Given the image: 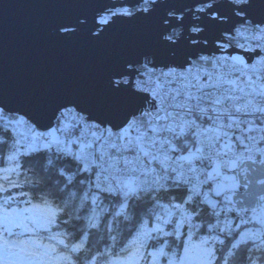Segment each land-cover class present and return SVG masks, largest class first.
<instances>
[{"label":"snow or ice","instance_id":"snow-or-ice-1","mask_svg":"<svg viewBox=\"0 0 264 264\" xmlns=\"http://www.w3.org/2000/svg\"><path fill=\"white\" fill-rule=\"evenodd\" d=\"M134 2L146 7L109 15L157 14L159 0ZM196 3L167 11L151 48L111 66L94 94L0 91V264H229L236 255L242 237L218 228L227 193L217 184L238 154L264 155L255 135L264 132V0ZM86 21L65 17L57 32L107 38ZM21 121L33 131L26 151ZM26 172L36 179L14 182ZM197 230L207 235L193 243ZM243 243V264H264V247Z\"/></svg>","mask_w":264,"mask_h":264},{"label":"water","instance_id":"water-1","mask_svg":"<svg viewBox=\"0 0 264 264\" xmlns=\"http://www.w3.org/2000/svg\"><path fill=\"white\" fill-rule=\"evenodd\" d=\"M139 5L134 0H0V91L21 100L76 90L94 94L106 83L111 66L151 48L167 11L187 13L203 6L196 0H159L157 14L151 18L112 17L110 26L98 21L103 12ZM196 15L193 11L186 16L184 24L195 26ZM76 16H86L87 27L107 38L93 41L84 29L76 40H64L57 32L58 23ZM216 34L213 30L204 35L211 40ZM18 106L28 110L26 104ZM236 176L230 186L233 204L245 210L259 208L264 197V161H241Z\"/></svg>","mask_w":264,"mask_h":264},{"label":"trees","instance_id":"trees-1","mask_svg":"<svg viewBox=\"0 0 264 264\" xmlns=\"http://www.w3.org/2000/svg\"><path fill=\"white\" fill-rule=\"evenodd\" d=\"M141 6H146V5H141ZM131 12H134V9L130 8L128 9ZM26 147L22 148L21 151H26L27 150V146H29L30 144L28 143H23ZM9 167H11V165H9ZM7 175V173H6ZM18 179L19 183L24 184L26 181H31L33 179H36V177H34L31 172H26V174L24 176L18 177V178H14V182H16V180ZM240 189H242V187H240ZM25 191H27V189H24ZM231 193V191L229 192ZM222 200V199H221ZM264 200V197H261V201ZM229 201L231 202L229 204ZM228 209L231 210H235V215L232 214V211H229ZM257 210V209H255ZM217 212H223L222 215L219 216L220 219V224L218 225V228H222L224 230H231V232L233 233H237L239 232L242 235V231L248 227L249 223H244L242 222V219L244 221L245 217L250 215L251 212H253L254 210H245L242 209L241 207H237L233 204V202L231 201V198L228 201H222L219 203V207L216 209ZM203 221H198L197 223H202ZM213 223H215V221H213ZM244 223V224H243ZM151 226V225H150ZM170 230V229H169ZM187 229H183L182 231H186ZM198 235H207L206 232H200L199 230H197L194 233L193 236V242L198 243L199 241L197 240V236ZM241 235L239 237H237V239H240ZM40 239L47 244L53 243L50 242L47 238H46V234H41ZM182 239L186 240L187 237H182ZM243 242H247L248 245L251 244H255V246L257 247H264V232L262 233V237H260L259 239H252V238H245L242 240V244L239 248V251L236 253V255L234 257H231L229 260V264H243L242 261V256L244 254V248L246 246L245 243ZM177 243H179V241H177ZM53 246H57L53 243ZM227 247V245L225 246ZM122 258L119 254H117L116 256L113 257L114 260L116 259H120Z\"/></svg>","mask_w":264,"mask_h":264},{"label":"rangeland","instance_id":"rangeland-1","mask_svg":"<svg viewBox=\"0 0 264 264\" xmlns=\"http://www.w3.org/2000/svg\"><path fill=\"white\" fill-rule=\"evenodd\" d=\"M141 5L133 8L134 11L139 9V8L146 7V6H141ZM199 7H202V6H199ZM199 7H197V8H199ZM128 9H130V8L127 6H124V7H118L116 9H113L110 11L124 13V12H129ZM111 18H112V16L109 15V11L103 12V13H101V15H99L98 21L100 23H102L101 20H110ZM236 165L238 166V163H236ZM233 183L234 182H231V181H230V183H228L227 187L229 190L226 191V184L218 181L217 187L221 191H224L227 193V197L226 198L221 197V199H222L221 201H228L230 199V196H231V193H229L230 192V186ZM242 222L249 223L248 227L242 231V235H241L242 240L245 238L259 239L260 237H262V233L264 232V204L262 205L261 208L260 207L257 208V210H254L253 212L250 213V215L246 216L244 221L242 219ZM241 237H240V239H241ZM193 243H196V242H193ZM44 244H47V243H44Z\"/></svg>","mask_w":264,"mask_h":264},{"label":"built area","instance_id":"built-area-1","mask_svg":"<svg viewBox=\"0 0 264 264\" xmlns=\"http://www.w3.org/2000/svg\"><path fill=\"white\" fill-rule=\"evenodd\" d=\"M17 138L22 143H28L32 144L33 140L31 137L33 136L32 126L30 124H27L26 122L21 121L17 128L15 129ZM256 137L258 139H264V132L255 133ZM261 148H264V145H261ZM249 159L247 154L240 155L238 154L235 158V163H240L241 161ZM251 160H257V161H264V155L258 156L255 152L251 154ZM237 169V167H236ZM236 169L235 170H220L221 175L219 181L226 184V191H228V183L235 182L237 180L236 176ZM226 179V180H225ZM264 204V200L261 202L260 208Z\"/></svg>","mask_w":264,"mask_h":264}]
</instances>
